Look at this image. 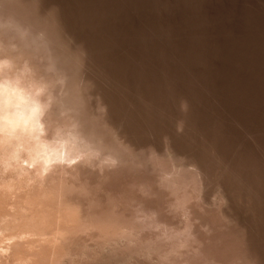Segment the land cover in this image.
Wrapping results in <instances>:
<instances>
[{"label":"rangeland","instance_id":"rangeland-1","mask_svg":"<svg viewBox=\"0 0 264 264\" xmlns=\"http://www.w3.org/2000/svg\"><path fill=\"white\" fill-rule=\"evenodd\" d=\"M7 16L79 64L41 126L77 148L47 189L121 231L76 236L62 264H264V0H0Z\"/></svg>","mask_w":264,"mask_h":264},{"label":"bare ground","instance_id":"bare-ground-1","mask_svg":"<svg viewBox=\"0 0 264 264\" xmlns=\"http://www.w3.org/2000/svg\"><path fill=\"white\" fill-rule=\"evenodd\" d=\"M41 128L39 123L30 125L25 121L20 136L8 140L0 130V175L11 173V178H0V264H62L70 252L67 243L76 236L94 230L105 238L121 232L111 226L109 229L103 224L99 227L82 222L81 214L72 210L75 206L63 204L66 201L61 202L51 193L55 189H47L46 178L52 167L72 162L77 148L66 143L71 135L64 137L65 141H51Z\"/></svg>","mask_w":264,"mask_h":264},{"label":"clouds","instance_id":"clouds-1","mask_svg":"<svg viewBox=\"0 0 264 264\" xmlns=\"http://www.w3.org/2000/svg\"><path fill=\"white\" fill-rule=\"evenodd\" d=\"M79 64L67 54L59 32L44 22L0 19V130L5 139L21 126L46 124L53 90L70 97Z\"/></svg>","mask_w":264,"mask_h":264}]
</instances>
